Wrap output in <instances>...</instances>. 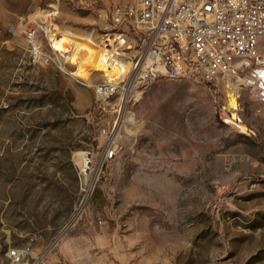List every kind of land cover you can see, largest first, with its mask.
<instances>
[{
	"label": "rangeland",
	"instance_id": "1",
	"mask_svg": "<svg viewBox=\"0 0 264 264\" xmlns=\"http://www.w3.org/2000/svg\"><path fill=\"white\" fill-rule=\"evenodd\" d=\"M138 2L0 0V264L17 248L33 254L22 264H264L251 89L235 94V122L223 83L159 78L101 102L55 63L67 59L46 27L100 43Z\"/></svg>",
	"mask_w": 264,
	"mask_h": 264
},
{
	"label": "built area",
	"instance_id": "2",
	"mask_svg": "<svg viewBox=\"0 0 264 264\" xmlns=\"http://www.w3.org/2000/svg\"><path fill=\"white\" fill-rule=\"evenodd\" d=\"M117 12L118 30L101 40L116 61L130 64L117 81L102 72L103 78L95 82L76 75L69 53L53 48L67 59L55 60L56 65L80 84L92 86L99 101L124 100L134 87L154 79L191 77L214 86L223 83L234 95L249 88L264 103V0H139L137 6ZM28 38L36 44L35 30ZM138 45L143 51L134 52ZM235 99L238 107L230 106L229 112L236 122L242 118ZM114 155V148L105 154ZM8 255L11 264L33 256L19 248L9 249Z\"/></svg>",
	"mask_w": 264,
	"mask_h": 264
},
{
	"label": "bare ground",
	"instance_id": "3",
	"mask_svg": "<svg viewBox=\"0 0 264 264\" xmlns=\"http://www.w3.org/2000/svg\"><path fill=\"white\" fill-rule=\"evenodd\" d=\"M46 27L48 37L54 48L66 51L68 47L71 61L76 64L75 74L90 80L95 72H102L110 81H117L125 76L130 68L129 63L115 60L101 42H97L91 37L73 32H61ZM60 34V36H59ZM67 52V51H66ZM64 54V53H63ZM110 57V58H109ZM115 61V62H114ZM232 104L234 101L232 100ZM237 107V106H233ZM79 163L82 164L83 170L86 171L89 159L85 152H79Z\"/></svg>",
	"mask_w": 264,
	"mask_h": 264
},
{
	"label": "water",
	"instance_id": "4",
	"mask_svg": "<svg viewBox=\"0 0 264 264\" xmlns=\"http://www.w3.org/2000/svg\"><path fill=\"white\" fill-rule=\"evenodd\" d=\"M89 155V154H88Z\"/></svg>",
	"mask_w": 264,
	"mask_h": 264
}]
</instances>
